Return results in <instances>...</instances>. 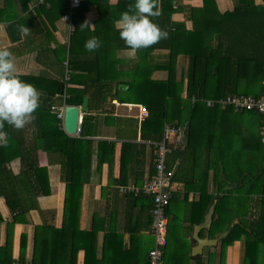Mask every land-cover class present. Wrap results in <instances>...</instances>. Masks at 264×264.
I'll use <instances>...</instances> for the list:
<instances>
[{
  "label": "crops",
  "instance_id": "1",
  "mask_svg": "<svg viewBox=\"0 0 264 264\" xmlns=\"http://www.w3.org/2000/svg\"><path fill=\"white\" fill-rule=\"evenodd\" d=\"M36 1L32 0L29 3L28 10L19 7V21L8 19L0 22V48L17 47L15 52L24 50L14 56L16 74L25 76L24 80L39 90V104L46 100L47 91L56 87L54 81L64 82L67 65L69 69L68 47L77 25L81 29L75 49L79 55L86 57L96 55L97 50L88 52L84 48L85 41L95 36L106 45V48L110 47L102 51L105 61L110 62L104 65L106 70L111 68L117 74L122 73V70L129 72L139 63L140 57L135 49L118 47L119 30L115 27L121 13L134 6L135 0H127L125 3L120 0H83L82 3L86 6L84 11L83 8L80 11L71 9L70 0H45L43 4H46V10L41 13L37 8L43 4L34 10L31 8ZM216 1L222 13L232 11L238 3V0ZM254 2V5L249 4L244 10L253 12L257 8L261 9L260 7L255 9V4L264 8V0ZM181 3L184 9L174 13L173 20L184 22L187 29H192L193 21L188 17V7H202L203 0H181ZM1 7L3 0H0ZM67 15H70V19ZM85 23L87 25L81 28ZM21 27H26L29 31L21 33L19 30ZM206 39L211 40L214 45L217 42L216 36L213 35ZM21 43L24 47L19 46ZM98 53L100 56V48ZM169 53L170 50L167 48L151 52L149 61L155 66L151 74L149 73L152 81L168 78L169 72L162 70L160 65L165 66L168 63ZM188 65V56L179 55L176 62L178 78L182 73L186 74ZM69 86L83 87L84 84L75 83ZM112 87V91L115 92L116 82H113ZM119 88L123 92L128 89V85L123 83ZM136 88L142 90L143 86L138 85ZM58 95L55 98V105H60V101L63 104V99L60 100ZM123 95L120 101L116 97L107 99L105 110L97 114V135L93 137L96 141L95 146L97 148L99 141L113 142L114 155L111 162L105 155V161L101 164L96 152L93 156L91 178L84 184L78 210L76 235L80 248L76 264H149V251L155 244L151 232V197L124 194L120 190L121 185L132 183L142 185L151 178L154 173L155 156L154 145L150 143L155 141L141 138V126L147 116L141 118L139 114L141 108L146 106L135 98H142V95L125 93ZM183 95L186 97V92ZM197 100L195 97L192 99L193 102ZM34 120L35 115H32L30 122L33 123ZM188 123V133L183 147L187 148V151L182 163L178 160L173 169L175 178L172 184L175 194L167 211L169 227L167 245L164 249V264H264V244L252 245L247 253L245 236L228 246L223 262L221 240L228 231L219 232L221 226L216 225V234L213 235L215 209L219 198L225 191L239 186L240 169L254 168L250 155L254 153L256 140L259 139L258 117L249 112L217 110L214 115L199 116L193 125L189 121ZM3 124L6 126V123ZM35 133V127L28 128L29 137H33ZM6 135L5 131L0 132V149ZM79 135L76 133L73 136ZM131 142L138 144L137 153L134 156H125L123 154L127 148L125 143ZM38 154L40 167L48 169L50 192L47 195L34 194L30 201L33 208L25 214L26 220L15 224L13 258L17 261L21 255L23 233L27 234L25 261L31 262L37 225H52L58 230L65 229L63 226L66 182L63 179L61 157L59 154H49L43 149H40ZM240 155H244L242 160L238 158ZM9 167L18 174L22 168L21 159L15 158ZM225 169L234 177V182L227 179L224 181ZM229 197L226 210L228 217L233 218L232 226L240 223L246 211H249L248 220L255 217L256 194L249 197L252 201L250 210L244 203L246 198L237 191ZM204 203H209L208 209L203 219L197 221L201 215L200 205ZM214 203L210 227H201L195 233V227L205 221ZM221 211L224 212V207ZM0 213L4 219L0 221L1 247L6 243L7 223L14 215L3 196L0 197ZM195 236L209 241L199 248Z\"/></svg>",
  "mask_w": 264,
  "mask_h": 264
},
{
  "label": "trees",
  "instance_id": "2",
  "mask_svg": "<svg viewBox=\"0 0 264 264\" xmlns=\"http://www.w3.org/2000/svg\"><path fill=\"white\" fill-rule=\"evenodd\" d=\"M31 1L3 0V7L0 8V22L8 19L19 21L18 9L28 10ZM120 1L125 3L127 0ZM243 3L245 5H241ZM254 3V0H238L232 11L222 13L216 0H203L202 7H188V17L193 21V28L187 29L184 22L173 20V14L184 9L181 6V0H156L160 14L152 19L167 32V38L148 48L135 49L140 57L139 63L134 65L131 71L122 70V73L118 74L114 73L111 68L106 70L104 66L110 63L102 56L104 49H110V47L106 48L104 43H101L100 56L98 49L96 55L91 57L81 56L75 51L76 40L81 30L77 25L68 47L69 84L82 83L84 86H67L65 102L68 105L79 106L82 105L85 96L90 97L89 109L83 115L80 135H69L63 128L62 119L52 108L55 105L56 95L59 94L58 98L61 100V95L65 92V83L56 81H54L56 87L47 91L46 100L39 104L33 113L35 115L33 123L29 122L19 130L7 123L6 126L4 124L0 126V132L5 131L7 134L0 149V197L3 196L6 199L8 207L14 214L13 219L7 223L6 243L0 247V263L10 264L14 261V227L15 224L26 220L25 214L33 208L30 203L31 198L40 194L47 195L50 192L48 169L40 167L39 164L38 151L40 149L49 154H59L62 160L63 179L66 182L63 226L65 229L58 230L52 225H37L31 262L25 261L27 234L23 233L21 255L18 261L20 264L77 263V253L80 248L76 235L78 210L84 184L91 178L93 156L96 152L99 164H101L105 161V155L110 159L114 155L113 142L99 141L96 148V141L93 139L97 135V114L105 110L107 99L116 97L120 101L124 96L123 93L141 94L142 98L135 99L141 100L140 102L145 104L149 112L141 126V138L157 142L162 139L164 125L167 122L189 121L193 125L194 120L201 115H214L217 110L235 111L233 108H210L201 101L204 98H220L233 94L262 95L264 92V8L255 4V9L257 7L261 9L257 8L253 12L244 10L249 4L254 5ZM82 8L83 11L86 8L84 3H81L75 10L80 11ZM37 9L39 13L45 11L46 4ZM210 35L216 36L215 45L211 40L206 39ZM119 40L118 47L130 49L124 42L122 43L120 37ZM19 46L24 47V44L21 43ZM16 48L7 47L13 56L24 51L15 52ZM166 48L170 50L168 63L165 66L160 65V68L169 72L168 78L152 81L150 74L155 66L149 61V56L156 49ZM181 54L188 56L189 65L186 74L182 73V76L178 78L176 62ZM78 71L85 73H77ZM18 76L22 80L26 79L23 75ZM113 82L117 84L115 92L112 91ZM123 83L128 85V89L122 92L119 86ZM138 85L143 86L142 90L136 88ZM184 92H186V97L183 95ZM193 97L198 100L193 102ZM59 104L62 105L61 101ZM249 113L256 115L260 123L257 113ZM32 127L36 128V133L33 137H29L27 131ZM125 146L127 147L123 152L125 156H134L137 153L138 144L136 142L125 143ZM183 147L174 149L168 158L170 169H174L178 160L182 163L187 151V148ZM192 152L195 156L194 150ZM243 157L244 155H240L238 158L242 160ZM250 157L254 168L240 169L239 186L225 191L216 204L213 235L216 234V225L221 226L218 229L219 232L228 231L221 240L223 262L228 246L243 236H245L247 253L252 245L264 244V142L260 134L254 146V153ZM15 158L21 159L22 168L18 174H15L9 167ZM226 179L232 182L235 180L228 169L224 170L225 182ZM45 186L48 188L46 189ZM236 191L246 198L244 203L248 205V210L252 206L249 197L256 194V210L252 220H248L249 211H246L240 223L232 226L233 218L228 217L226 208L229 205V196ZM209 203H204L206 206L200 205L201 215L197 221L203 219ZM240 203L242 204L243 200ZM223 207L224 212L222 213ZM3 220L0 213V221Z\"/></svg>",
  "mask_w": 264,
  "mask_h": 264
},
{
  "label": "built area",
  "instance_id": "3",
  "mask_svg": "<svg viewBox=\"0 0 264 264\" xmlns=\"http://www.w3.org/2000/svg\"><path fill=\"white\" fill-rule=\"evenodd\" d=\"M45 0H37L32 5L34 10L40 4H43ZM83 0H70L71 9L78 8ZM70 19V15H67ZM70 71L67 65V71L64 78L65 92L62 94L63 104L54 105L52 108L57 112L58 116L63 121L64 128V116L65 107L68 105L65 102L67 98L66 88L69 86ZM264 89V81H263ZM206 106L210 108L219 107L221 109L233 108L238 112H255L260 117V136L264 142V92L260 96L252 94H233L220 98H204ZM149 115L148 109L142 107L139 117L144 118ZM189 123H170L167 122L164 125L163 137L160 141L150 142L154 145V165L155 173L148 180L144 181L142 185L137 184H125L120 186V190L124 194L134 195H147L152 199V227L151 232L155 238L154 247L149 251L148 263L149 264H164V249L167 245L168 235V215L167 209L174 197L175 190L171 187L173 183L174 170L168 166V158L172 154L173 150L184 146L186 136L188 133ZM81 126L78 128L77 133L80 134ZM0 264H6L1 262ZM10 264H20L19 261L14 260ZM28 264V263H27Z\"/></svg>",
  "mask_w": 264,
  "mask_h": 264
},
{
  "label": "clouds",
  "instance_id": "4",
  "mask_svg": "<svg viewBox=\"0 0 264 264\" xmlns=\"http://www.w3.org/2000/svg\"><path fill=\"white\" fill-rule=\"evenodd\" d=\"M156 0H135L134 6L121 13L115 27L125 45L132 49H143L167 38V32L153 22L159 16ZM87 24L81 26L85 27ZM21 33L29 31L21 27ZM101 47V41L93 36L85 41L84 48L94 52ZM40 92L32 84L16 74L15 58L7 48H0V126L3 123L19 130L32 119L39 107Z\"/></svg>",
  "mask_w": 264,
  "mask_h": 264
},
{
  "label": "water",
  "instance_id": "5",
  "mask_svg": "<svg viewBox=\"0 0 264 264\" xmlns=\"http://www.w3.org/2000/svg\"><path fill=\"white\" fill-rule=\"evenodd\" d=\"M89 105V96H85L81 106L78 105H67L65 107V116H64V129L69 135H75L78 131V128L82 125L83 115L88 111ZM214 205L209 209L205 221L202 224H199L195 227V233L201 227H210L212 221V213L214 212ZM198 244L197 247L202 248L207 240L201 239L199 236H195Z\"/></svg>",
  "mask_w": 264,
  "mask_h": 264
},
{
  "label": "rangeland",
  "instance_id": "6",
  "mask_svg": "<svg viewBox=\"0 0 264 264\" xmlns=\"http://www.w3.org/2000/svg\"><path fill=\"white\" fill-rule=\"evenodd\" d=\"M171 187L173 188V184L171 185Z\"/></svg>",
  "mask_w": 264,
  "mask_h": 264
}]
</instances>
